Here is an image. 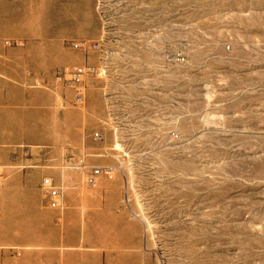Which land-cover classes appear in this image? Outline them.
<instances>
[{
  "label": "rangeland",
  "instance_id": "374dc122",
  "mask_svg": "<svg viewBox=\"0 0 264 264\" xmlns=\"http://www.w3.org/2000/svg\"><path fill=\"white\" fill-rule=\"evenodd\" d=\"M0 264H264V0H0Z\"/></svg>",
  "mask_w": 264,
  "mask_h": 264
},
{
  "label": "built area",
  "instance_id": "2783aa9c",
  "mask_svg": "<svg viewBox=\"0 0 264 264\" xmlns=\"http://www.w3.org/2000/svg\"><path fill=\"white\" fill-rule=\"evenodd\" d=\"M79 44H75V47H78ZM93 71V68L91 67H77L75 68L72 72H71V78H72V84H74L75 82H80L82 80V78L91 73ZM80 100H82V96H79ZM95 136L97 138H101L100 133H96ZM102 173V170L100 168H96L93 170V172L89 175L88 177V181L89 182H94L96 180V177L99 176ZM47 183H49V180H46ZM62 190L60 188L57 187H53L50 190V202L51 205L56 207L59 205V197L61 196Z\"/></svg>",
  "mask_w": 264,
  "mask_h": 264
},
{
  "label": "crops",
  "instance_id": "0c3cea01",
  "mask_svg": "<svg viewBox=\"0 0 264 264\" xmlns=\"http://www.w3.org/2000/svg\"><path fill=\"white\" fill-rule=\"evenodd\" d=\"M52 179V178H51ZM52 181H53V179H52ZM54 182V181H53Z\"/></svg>",
  "mask_w": 264,
  "mask_h": 264
}]
</instances>
